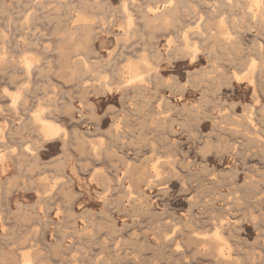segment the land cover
I'll use <instances>...</instances> for the list:
<instances>
[{
    "label": "clouds",
    "instance_id": "9594fccd",
    "mask_svg": "<svg viewBox=\"0 0 264 264\" xmlns=\"http://www.w3.org/2000/svg\"><path fill=\"white\" fill-rule=\"evenodd\" d=\"M26 7L49 43L26 68L0 28V264H264V0Z\"/></svg>",
    "mask_w": 264,
    "mask_h": 264
},
{
    "label": "rangeland",
    "instance_id": "374dc122",
    "mask_svg": "<svg viewBox=\"0 0 264 264\" xmlns=\"http://www.w3.org/2000/svg\"><path fill=\"white\" fill-rule=\"evenodd\" d=\"M27 3H28V0H20L19 3H16L15 0H13L12 7L7 10V14L6 15H0V28H5L6 30L8 28L11 29V35L8 37V39L10 41L8 47H9V51H11L13 53H19L21 51V49L18 50V48L15 47L16 46V42L18 40H20L21 37H24L25 34L27 33V37L26 38L28 39L29 43L38 45V47L30 48L29 51L26 54H24V55H28V57L34 58V55H39L41 50H42V48H43L42 46H44L45 44H48L49 41L47 39H45L44 37H42V36H38V34L33 36V35H31V33H28V28L32 27V22H31V18H30V15H29L30 9L28 7H26ZM0 7H2V6H0ZM28 21H29V24H28ZM22 25H24V26L26 25V26L24 27ZM27 25H28V27H27ZM32 31L33 32L35 31L34 27H32ZM41 31L43 32L44 29L41 28ZM32 41H33V43H32ZM14 43H15V45H14ZM224 163H225V166H227V164L229 162L225 161ZM93 187H95V186H93ZM77 190L79 191V188H77ZM158 203H159V201H157V204ZM85 207H88V206L86 205ZM76 211H77V213H79L81 211L79 206H77ZM91 212H92L91 213L92 215H95V211L94 210H91ZM53 215L58 216L59 212H54ZM85 215H88V213H85ZM120 220L117 221V227H120L121 224L123 223V218H121ZM78 223H79V225L82 226L85 223V221L84 220H80ZM244 227H245V230L247 231L248 226L245 225ZM173 230H175V229H173ZM215 230H216V228H213L212 231H201L203 233V235H201L200 232H197L196 236L199 237V238L201 236V238H203L205 236V234L207 233L206 236L204 237L205 240H203V241H209L210 239L213 238ZM173 232L175 233V231H173ZM174 233L170 234L168 238H170V236L173 235ZM209 235H211V236H209ZM225 253H227V255L230 254L231 253V249H228L227 252L225 250Z\"/></svg>",
    "mask_w": 264,
    "mask_h": 264
},
{
    "label": "bare ground",
    "instance_id": "6f19581e",
    "mask_svg": "<svg viewBox=\"0 0 264 264\" xmlns=\"http://www.w3.org/2000/svg\"><path fill=\"white\" fill-rule=\"evenodd\" d=\"M31 18V17H30ZM29 18V19H30ZM28 24H29V21H28ZM20 26V25H19ZM22 26H24V25H22ZM26 26V25H25ZM24 26V27H25ZM27 27H28V25H27ZM38 36H40L39 34H38ZM31 38V37H30ZM36 41V40H35ZM39 42V41H38ZM32 43H33V41H32ZM40 43V42H39ZM30 44V43H29ZM14 45H15V43H14ZM35 45V44H34ZM43 45V44H42ZM16 47V46H15ZM43 47V46H42ZM43 49V48H42ZM19 50V49H18ZM29 51V50H28ZM31 54V53H30ZM33 54V53H32ZM24 57L22 58V63L25 65V67L26 68H30L31 66H32V63H33V58L32 57H28V55H23ZM237 79L238 80H242V78L241 77H237ZM45 131H46V134L49 136V137H54V136H56L57 135V129L56 128H54V127H52V126H50V125H48V126H46V128H45ZM78 191V190H77ZM92 213V212H91ZM121 221V220H120ZM173 231H175V230H173ZM174 233V232H173ZM201 233V235H203V233L202 232H200ZM199 233V234H200ZM207 234V233H206ZM206 234H205V236H206ZM200 236V235H199ZM204 236V237H205ZM209 236H211V235H209ZM201 238V236H200V240H205V238ZM208 237V236H207ZM213 238H215L216 240H219L220 239V236H219V229H216L215 230V233H214V235H213ZM218 252H219V254L220 255H222V256H227V253H225V248L224 247H221V248H219L218 249Z\"/></svg>",
    "mask_w": 264,
    "mask_h": 264
}]
</instances>
